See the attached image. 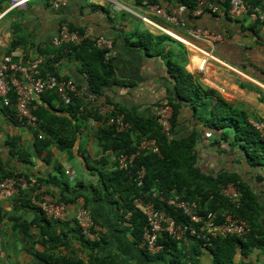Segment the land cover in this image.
I'll return each instance as SVG.
<instances>
[{"label": "crops", "instance_id": "crops-1", "mask_svg": "<svg viewBox=\"0 0 264 264\" xmlns=\"http://www.w3.org/2000/svg\"><path fill=\"white\" fill-rule=\"evenodd\" d=\"M21 1L0 0V60L18 38L19 46L11 52L14 58L25 63L39 55L45 59L57 57L55 66L61 76L73 78L89 92H95L89 87L88 75L81 70L82 61L74 52L65 47L62 49L54 42L61 26L67 23L72 29L89 30L93 36H104L113 41L110 58L106 59L105 55L104 61H111L114 73L103 86L105 92L102 94L124 111L148 118L156 115L158 107L168 103L175 84L168 71L167 55L170 54L175 62L194 75L195 82L217 90L234 109L245 111L248 119L264 121L263 22L252 21L247 15L232 19L229 10L225 11L226 7L217 14L206 13L191 19L185 12L183 16L187 23L192 20L190 26L209 28L223 35L221 41L214 43L197 41L201 50L213 49L222 61L204 62L201 51L159 27L187 37L185 30L168 24L149 9L145 0H66L65 5L60 3L58 6L52 0ZM149 1L168 11L178 7L175 0ZM143 38L149 41V51L128 42H139ZM171 40L180 42L185 52L181 54L175 49ZM211 98L214 103L217 101ZM184 103L176 128L181 135L202 130L198 145L199 165L207 173L216 174L223 168L241 173L257 193L264 227V182L255 179V173L245 161L239 162L238 158L243 156L239 148H234L230 154L219 153L217 146L212 145L213 137L207 136L213 132L198 122L190 105ZM35 106L36 110L41 109L45 125L56 118L48 130L20 124L14 107L5 106L0 99V163L6 171L26 175L30 182L28 186L38 188L35 182L40 186L33 192L22 191L12 197L0 194V264H178L169 254L153 258L143 251L131 234L130 222L120 207L119 193L109 192L100 179L101 171L110 173L115 164L118 165L116 154L111 149H104L105 141L99 139L100 121L87 115L90 110H86L81 102L79 111L83 114L75 116L63 111L57 98L40 95ZM90 113L94 114L93 111ZM123 115L125 117V113ZM104 118L109 124L108 118ZM126 121L130 129L131 123ZM62 135L74 139L70 148L58 147L56 139ZM37 136L47 137L52 142L46 148L38 149ZM55 176L68 183L70 189L64 190L66 194H79L78 197L87 202L102 229L99 242L91 243L82 238L75 221L76 208L55 222H48L46 216L44 218L40 211L33 209L34 199L42 188L55 195L65 188L63 184H56ZM25 223L30 225L28 234L21 229ZM45 232L53 234L46 235ZM182 244L189 255L188 261L195 260L198 257L195 241L190 239ZM210 256L209 251H202L199 264H209ZM234 264H264V248L246 250V254L237 250Z\"/></svg>", "mask_w": 264, "mask_h": 264}, {"label": "trees", "instance_id": "trees-1", "mask_svg": "<svg viewBox=\"0 0 264 264\" xmlns=\"http://www.w3.org/2000/svg\"><path fill=\"white\" fill-rule=\"evenodd\" d=\"M175 1L178 5H186L188 18H197L191 15V10L195 7V0ZM249 2L251 5L264 6L262 0H249ZM222 7H226L225 11L228 12L230 8L229 0ZM191 21L189 20V25ZM166 37L169 39L173 38L170 35H166ZM151 38L150 36L149 40ZM128 42L129 44L143 46L148 51L150 50L149 41H144V38L139 42ZM19 43L20 39L13 40L8 54H11L19 46ZM58 47H62V49L65 47L70 52H74L79 60L82 61L81 70L88 75L89 87L92 90L99 94L105 92L103 86L112 79L114 71L111 61H104V49L97 47L91 39H85L79 44L65 43ZM167 56H169L167 58L168 71L175 80L174 91L168 103H166L170 104L174 110L172 118L173 138L168 139L162 131V125L158 121L157 113L155 116L148 118L133 115L130 112L124 111L122 108L120 109L119 104L108 97L121 112L125 113V118L131 123V128L116 132L112 126L107 124L106 118L96 113L91 114L90 111H87L89 112L87 115H92L100 121L98 136L101 142L105 141L104 149H111L116 156L121 153L130 154L138 150V145L142 137H149L156 139L160 147V153L142 150L135 157L133 164L128 169L119 168L116 163L112 172L105 173L101 171L100 179L109 192L114 191L119 193L121 198L120 207L123 213L127 214L128 211H132L129 219L131 223V234L134 241L139 245L143 241L147 218L142 210L135 209V197L149 199L153 191H160L165 195H170L171 191L174 190L185 199L195 200L205 212L212 211L217 214L226 211L234 212L247 222L250 227V232L244 237H219L209 243L202 240H194V250L198 257L195 260L192 259L193 264H199L201 262L202 251H209V254H211V262L209 264H234L237 250L240 249L246 254V250L264 248V227L260 219L261 203L257 193L251 184H249L250 182L245 180L237 170L223 168L216 174H213L207 173L202 169L199 165L200 152L198 147L201 142L202 130L195 129L191 133L181 135L176 128L179 125L178 116L185 106L184 102H187L193 110V117L205 126V128H209L213 132H209L207 136L213 137L212 145L217 146L218 152L230 154L234 148H239L243 155L241 159L238 158L239 162L245 161L252 168V171L255 173V179L259 183L264 182V136L252 125L245 111L234 109L233 105L225 100L217 90L203 86L198 81L195 82L193 74L186 71L183 65L178 64V61L175 62L172 55L168 54ZM15 59L20 61L17 58ZM57 60V57L45 59L41 67L44 75L50 73L61 78L63 77L58 73L55 66ZM42 95L57 98L60 104L63 105L62 110L68 111L71 115L75 116L81 113L79 111V103H83V100L79 97H74L71 103L65 104L55 91H46ZM211 97H214L217 101L214 103ZM9 106L14 107V113L16 114L14 97H12V103ZM35 113L39 118L37 128L48 130V128L53 126L54 119L56 120V118H53L49 125H45V118L43 113H41V109L35 110ZM57 119L59 118L57 117ZM50 136L54 135L50 134ZM51 142L52 139L44 136L39 138L37 136L36 147L38 149H44ZM56 143L59 148L68 149L74 144V139L67 137V135H62L56 139ZM141 167H145L146 173L143 178V184L138 185L135 178L137 170ZM8 176L27 177L21 172L6 171L0 163V177L5 178ZM54 181L56 184H63V187L65 186L59 195L51 193L56 200L73 203L79 196V194L68 195L65 193L64 190L70 189L67 182L60 180L56 176L54 177ZM229 183H234L241 192V204L239 207H236L222 193L223 186ZM34 185H37L38 188L28 186L24 189L22 188L20 193L22 191L33 192L36 189H40L37 182ZM156 204L158 207L174 215L178 221H188V218L180 210L160 201H156ZM33 207L34 210L40 211L44 218L47 217L46 220L48 222L61 220L51 219L36 204ZM20 226L23 225L21 224ZM29 227L30 225L25 223L21 229L24 233L28 234ZM42 228L44 229L46 227L42 226ZM49 233L50 235L53 234L52 232ZM49 233L45 232L46 235ZM80 235L84 240L88 241L81 233ZM159 241L165 246L161 252L150 254L146 249L142 248L143 251L153 258L165 257L169 254L174 257V261L178 264H185L188 261L189 255L186 254L185 246H182V243L166 233L161 235Z\"/></svg>", "mask_w": 264, "mask_h": 264}, {"label": "built area", "instance_id": "built-area-1", "mask_svg": "<svg viewBox=\"0 0 264 264\" xmlns=\"http://www.w3.org/2000/svg\"><path fill=\"white\" fill-rule=\"evenodd\" d=\"M24 1L22 0L21 2ZM52 1L55 6L60 3L66 4V0ZM226 2L227 0H195V7L191 10V15L200 17L206 13L217 14ZM144 4L168 24L185 30L187 37H182L165 27L159 26L187 46L201 51L204 55V62L209 60L222 62L215 56L213 49L201 50L197 45V41L214 43L221 41L223 35L209 28L190 26L183 16L187 11L185 4H179L174 11H168L160 4L149 0H145ZM229 5V15L232 19L247 15L252 21L264 23V6L251 5L249 0H229ZM143 18L155 24L146 17ZM85 39L93 40L97 47L107 51L105 54L106 59L110 58L113 48L111 39L104 36H93L89 30L72 29L67 23L61 26L59 35L54 42L60 46L65 43L79 44ZM44 61V56L39 55L35 59L23 63L16 60L12 54H5L0 60V99L5 106H9L12 103V97H14L16 117L20 124L31 128L38 126L39 118L35 113V101L44 92L52 90L59 94L65 104L71 103L74 97L81 98L86 110L107 117L108 123L116 131L129 129V123L125 120L123 113L116 107L115 103L111 102L103 94L89 92L73 78H61L50 73L44 75L41 69ZM157 117L162 125V131L168 139H172L174 136L172 125L173 108L169 104L161 105L158 107ZM250 122L264 136V121L251 118ZM142 150L160 153V147L155 138L142 137L136 152L130 154L121 153L116 156L119 168L128 169ZM67 173H69L68 170ZM145 173V167L137 170L135 180L138 185L143 184ZM28 185V180L23 176L0 177V194L4 197H12L19 194L21 189L28 187ZM222 193L236 207L240 206L241 192L234 183L223 186ZM156 201L166 203L168 206L180 210L188 218V221H178L174 215L158 207ZM34 203L51 219H62L72 208H76L75 219L80 233L91 243L101 239L102 229L95 221L82 197H77L73 203L58 201L54 195L42 188L39 197L34 199ZM134 207L142 210L147 218V225L140 246L150 254H157L164 249V244L159 241V238L164 233L180 243H187L190 239L209 243L219 237H244L250 232L247 222L234 212L226 211L221 214L212 211L205 212L195 200L185 199L174 190L171 191L170 195H165L160 191H153L149 199L135 197ZM126 215L129 220L132 211H128ZM185 264H193V262L187 261Z\"/></svg>", "mask_w": 264, "mask_h": 264}, {"label": "rangeland", "instance_id": "rangeland-1", "mask_svg": "<svg viewBox=\"0 0 264 264\" xmlns=\"http://www.w3.org/2000/svg\"><path fill=\"white\" fill-rule=\"evenodd\" d=\"M171 45H173L175 49L179 50L181 54L185 52V47L180 42L171 40Z\"/></svg>", "mask_w": 264, "mask_h": 264}]
</instances>
